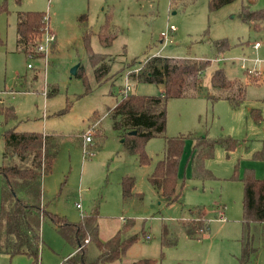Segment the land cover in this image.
Segmentation results:
<instances>
[{
    "label": "rangeland",
    "instance_id": "rangeland-1",
    "mask_svg": "<svg viewBox=\"0 0 264 264\" xmlns=\"http://www.w3.org/2000/svg\"><path fill=\"white\" fill-rule=\"evenodd\" d=\"M244 2L254 9L264 8V0H233L213 11L209 0H8V12L0 13L4 41L0 44V104L12 105L17 115L6 122L0 114V164L5 128L50 134L57 154L52 170L43 177L47 209L75 222L82 214L97 211L103 240L128 219H134L128 234L142 235L122 259L111 264H129L147 257L156 258V264H240L242 177L248 168L254 169L257 177L264 176V161L254 156L264 140V28L255 29L242 19ZM25 10H44L49 17L50 31L44 36V49L39 47V57H30L18 48L17 22L19 12ZM83 14L87 18L81 21ZM108 15L117 37L104 46L97 32ZM171 24L176 30L165 44L161 33ZM85 25L94 32V51L104 53L106 62L111 63L107 79L101 83L83 42ZM53 33L57 38L54 48ZM223 38L231 47L220 51L216 41ZM256 41L262 43L258 48L253 46ZM157 53L211 62L204 73L206 87L202 92L170 98L167 103L164 135L190 133L179 165L180 195L171 202L148 178L164 155L165 136L148 140L151 163L142 165L108 115L109 108L121 98L125 76L137 66L130 67L129 62ZM242 62L248 68L242 67ZM76 65L86 71L88 93L83 78L72 73ZM218 66L225 67L230 78L245 82L246 69L253 75L259 72L261 79L246 84V98L238 106L227 99L212 102L206 94L213 90L210 76ZM129 82L132 92L139 94L157 95L164 89L162 84L132 78ZM252 108L260 109L262 120L253 117ZM103 115L88 145L93 154L85 155L84 135ZM204 134L211 139L231 136L238 141L232 150L223 142L216 143L214 155L204 160L211 176L195 174L190 157L195 137ZM128 175L136 178L135 191L140 195L124 200L121 181ZM1 190L0 175V200ZM196 207L203 210L208 222L207 231L200 230V238L189 235L183 226L198 220L200 210ZM219 210H223L222 216ZM164 228L169 231L165 237L169 244L162 240ZM41 232L40 262L27 255L0 253V264H61L75 251L48 217L42 220ZM143 232L149 237H143ZM250 264H264V247Z\"/></svg>",
    "mask_w": 264,
    "mask_h": 264
},
{
    "label": "trees",
    "instance_id": "trees-1",
    "mask_svg": "<svg viewBox=\"0 0 264 264\" xmlns=\"http://www.w3.org/2000/svg\"><path fill=\"white\" fill-rule=\"evenodd\" d=\"M233 0H209V9L216 10ZM8 0L0 3V13L8 12ZM242 19L250 22L255 29L264 28V8L254 9L252 4L244 2L240 13ZM86 14L80 16L85 20ZM49 17L44 10H25L19 12L17 22L18 48L30 57H39V46L49 29ZM85 25L83 42L89 54L91 64L95 69L98 83L107 79L111 63L106 62L104 53H97L91 45L93 31ZM112 16L108 15L106 22L97 32L102 45L112 44L117 33L112 31ZM4 43L0 36V44ZM218 49L225 51L231 47L227 38L216 41ZM52 47H56V37L52 40ZM211 64L194 57H169L149 55L142 59H133L129 66L135 65L130 77L139 82L162 84L161 94H139L132 92L123 95L117 104L109 108L113 128L120 132L124 144L132 154H136L140 164L151 163L146 144L155 136L164 135L167 127V103L170 98L196 96L205 89L204 73ZM246 73V83L238 78H230L223 66L216 67L211 76L212 91H207V98L212 102L218 99H227L233 106L240 105L246 98V84L258 83L259 72ZM77 77H82L86 84V93L90 85L86 71L78 65ZM55 90V89H54ZM51 91H47L49 96ZM256 120H262L259 108L251 109ZM0 114L5 121L15 118V108L0 104ZM97 114V112L94 113ZM136 131V132H134ZM165 136V135H164ZM190 136L177 134L165 136L164 155L157 162L155 169L149 175L153 187L170 202L178 199L179 192V165L185 147L186 138ZM4 149L0 175L2 176V190L0 200V253L27 255L34 261L40 262L42 244V220L49 218L64 239L74 247V252L64 259L65 264H111L123 258L128 248L142 238L140 233L128 234L134 225V219H128L123 226L109 239L100 237L98 212L82 214V218L75 222L66 217H60L47 209L43 202V177L52 170L56 158V145L50 134L41 131H20L15 127L6 128L3 133ZM223 142L227 150L236 147L238 141L231 136L211 139L206 134L195 137V144L190 155L194 173L211 176V172L204 167V160L214 155L216 143ZM264 161V140L262 147L254 154ZM238 172V169L236 170ZM243 225L242 251L239 257L240 264H250L257 256L261 247H264V176H256L254 169L248 168L243 177ZM124 200L135 195L136 178L124 176L121 181ZM198 220L184 224L189 235L202 237L201 231H207L206 217L200 207ZM167 228V227H166ZM163 230V243L169 244L167 234ZM143 232V237H147ZM173 242V241H172ZM157 259L152 257L140 258L129 264H156Z\"/></svg>",
    "mask_w": 264,
    "mask_h": 264
},
{
    "label": "built area",
    "instance_id": "built-area-1",
    "mask_svg": "<svg viewBox=\"0 0 264 264\" xmlns=\"http://www.w3.org/2000/svg\"><path fill=\"white\" fill-rule=\"evenodd\" d=\"M176 30V26L174 24H171L167 27L166 30L162 31L161 35H162V38L163 40L165 41V44L168 43L171 39H170V34ZM50 30L48 29L47 32H49ZM46 32V34H47ZM45 34V35H46ZM55 35L54 33L52 34V40L54 39ZM261 45V42L260 41H257L255 42L254 44V47L258 48L259 46ZM40 49H44V44H41L40 46ZM158 54V53H157ZM157 54H152V55H157ZM243 61H246L247 58L246 57H243L242 58ZM30 65V64H29ZM242 67H246L245 65V62H243L242 64ZM248 68V67H246ZM136 70H139V68H136ZM132 70L128 71L127 75L125 76L126 78V81H125V85L124 87L121 89V92L123 95H127L131 90H132V86H131V83L129 82L130 81V73H131ZM252 72V71H250ZM98 124V121L93 123L92 126L89 128V130L85 133L84 135V142H83V149H84V153L85 155H92L93 154V151L88 148V145H89V142H92V137L94 135L93 133V128ZM79 206V204H78ZM149 237V235L147 236ZM61 264H65V263H61Z\"/></svg>",
    "mask_w": 264,
    "mask_h": 264
},
{
    "label": "crops",
    "instance_id": "crops-1",
    "mask_svg": "<svg viewBox=\"0 0 264 264\" xmlns=\"http://www.w3.org/2000/svg\"><path fill=\"white\" fill-rule=\"evenodd\" d=\"M49 28H50V26H49ZM55 37H56V36H55ZM56 40H57V38H56ZM56 42H57V41H56ZM256 42H257V41H256ZM254 44H255V43H254ZM261 44H262V43H261ZM253 46H254V45H253ZM260 46H261V45H260ZM255 48H256V47H255ZM243 57H244V56H243ZM243 57H242V58H243ZM242 58H241V59H242ZM242 64H243V62L241 63V66H242ZM256 69H258V68H256ZM103 118H104V115H103V116H99V117H97L96 119H97L98 122H100V121H102ZM5 129H6V128H5ZM43 199H44V198H43ZM202 211H203V210H202ZM203 213H204V212H203ZM218 213H219L220 216H222V214H223L224 212H223V210H219ZM204 216H205V213H204ZM205 217H206V216H205ZM6 255H8V254H6ZM66 258H67V257H66ZM66 258H65V259H66ZM62 263H64V261H63Z\"/></svg>",
    "mask_w": 264,
    "mask_h": 264
},
{
    "label": "water",
    "instance_id": "water-1",
    "mask_svg": "<svg viewBox=\"0 0 264 264\" xmlns=\"http://www.w3.org/2000/svg\"><path fill=\"white\" fill-rule=\"evenodd\" d=\"M77 69H78V65H76V66L72 69V73H73V74H76ZM134 132H136V131H134Z\"/></svg>",
    "mask_w": 264,
    "mask_h": 264
}]
</instances>
